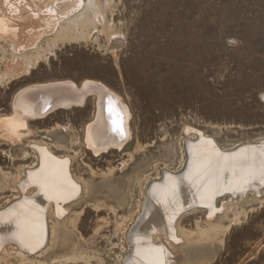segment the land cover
Wrapping results in <instances>:
<instances>
[{"label":"rangeland","instance_id":"obj_1","mask_svg":"<svg viewBox=\"0 0 264 264\" xmlns=\"http://www.w3.org/2000/svg\"><path fill=\"white\" fill-rule=\"evenodd\" d=\"M87 82L121 145L16 103ZM0 264H264V0H0Z\"/></svg>","mask_w":264,"mask_h":264},{"label":"bare ground","instance_id":"obj_2","mask_svg":"<svg viewBox=\"0 0 264 264\" xmlns=\"http://www.w3.org/2000/svg\"><path fill=\"white\" fill-rule=\"evenodd\" d=\"M50 6L51 5H49V7ZM42 25H43V22H42ZM73 84H71V83H59V84H51V85L49 84L46 86L33 87L32 89H29V90L27 89L28 91L25 90L24 92H22L18 96L16 103L19 106H21L22 109H23V107L27 106V114L31 117L37 118L40 116L41 117L46 116L47 113L44 114L43 110L52 101V98L49 94L35 95L38 91H39V93L41 91H43V90H41L42 88H45L48 86L50 87L48 89L60 88V90H58V91H54V92L50 91L49 92L51 95H53V98L55 96H59V97H57L58 101L56 102V104L58 105L57 108H59V107H70V106H72L71 105L72 103H75V104L83 103L85 97H87L88 94L94 93L99 97L100 112L98 115L97 123L90 126L89 131H88V139H89L90 146L93 149H95L96 151L101 152L102 150L107 149V147H109V146L121 145L124 141H126L128 139V136H129L128 112L126 110L127 108H125V105H123L120 98L115 93H113L111 90H108L106 87H103L100 84H97L94 82H87L86 84H84V86L80 90H78ZM67 88H70L71 91L68 92ZM25 94H29V96L30 97L33 96V98L37 97V100L36 101L35 100H32V101L24 100L21 97L24 96ZM74 96H76L75 99L73 98ZM52 110H55V108L53 107L50 109V111H52ZM20 112H22V111H20ZM48 162H49V160H48ZM55 165H57V164H55ZM62 177H63V175H62ZM59 186H60V184H59ZM149 211H151V210L149 209ZM160 228L163 229V226H160ZM162 229H160V230H162ZM42 233H44V232H42ZM36 236L38 237V235H36ZM38 238L40 239V237H38ZM36 242H37L36 240H35V242H33V240H31V241L27 242V244L30 245L31 247H34Z\"/></svg>","mask_w":264,"mask_h":264},{"label":"water","instance_id":"obj_3","mask_svg":"<svg viewBox=\"0 0 264 264\" xmlns=\"http://www.w3.org/2000/svg\"><path fill=\"white\" fill-rule=\"evenodd\" d=\"M48 88H50L49 86L48 87H45V88H42L41 90H43V91H41L40 93H39V91H38V93L36 94V95H46V94H49L50 96H51V98H52V101L44 108V110H43V113L44 114H46V115H48L49 113H51V112H53L54 110H52V111H50V109L51 108H56V110H57V107H58V105L56 104V102L58 101L57 100V97H59V96H55L54 98H53V95H51L49 92L50 91H52V92H54V91H58V90H60V88H52V89H48ZM54 89V90H53ZM67 91L68 92H70L71 91V89L70 88H67ZM43 92V93H42ZM74 99L76 98V96H74L73 97ZM72 106L71 107H74V106H77L75 103H72L71 104Z\"/></svg>","mask_w":264,"mask_h":264}]
</instances>
